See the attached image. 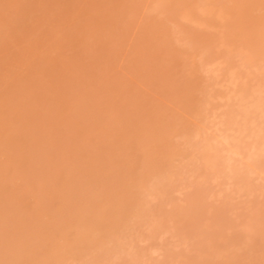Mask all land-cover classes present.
<instances>
[{
	"label": "rangeland",
	"instance_id": "374dc122",
	"mask_svg": "<svg viewBox=\"0 0 264 264\" xmlns=\"http://www.w3.org/2000/svg\"><path fill=\"white\" fill-rule=\"evenodd\" d=\"M0 264H264V0H0Z\"/></svg>",
	"mask_w": 264,
	"mask_h": 264
}]
</instances>
